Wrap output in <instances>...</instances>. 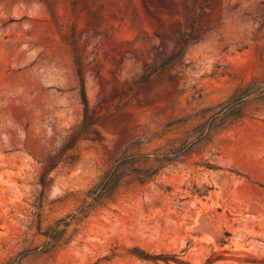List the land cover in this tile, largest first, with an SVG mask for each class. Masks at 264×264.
I'll list each match as a JSON object with an SVG mask.
<instances>
[{
	"label": "rangeland",
	"instance_id": "obj_1",
	"mask_svg": "<svg viewBox=\"0 0 264 264\" xmlns=\"http://www.w3.org/2000/svg\"><path fill=\"white\" fill-rule=\"evenodd\" d=\"M251 82L264 89V0H0V264H264L253 97L73 224L66 245L30 252L114 159L179 147L207 116L168 124Z\"/></svg>",
	"mask_w": 264,
	"mask_h": 264
},
{
	"label": "trees",
	"instance_id": "obj_2",
	"mask_svg": "<svg viewBox=\"0 0 264 264\" xmlns=\"http://www.w3.org/2000/svg\"><path fill=\"white\" fill-rule=\"evenodd\" d=\"M77 77L84 113L83 127L87 128L90 124V121L87 120L89 106L80 69H77ZM247 97H253V101H259L264 98V89L253 82L243 84L226 101L212 107L200 109L193 115L185 116L174 123L168 124L167 126L187 124L193 119H204L207 116L186 133L179 147L163 153L152 155L135 153L122 155L114 159L97 181L86 190L84 197L73 213L55 220L44 230H41L38 226V234L42 236L43 241L40 245L32 248L30 252L35 255H44L66 245L70 240V236L67 235L68 229L81 219L86 218L97 207H103L114 202L123 187L133 182L142 185L153 180L161 169L170 163L176 162L180 156L187 152L190 146L211 137L223 120L236 121L239 119L241 117L240 106ZM137 142L135 141V143ZM52 168L53 165L44 167L39 178L41 187L45 186V179Z\"/></svg>",
	"mask_w": 264,
	"mask_h": 264
}]
</instances>
